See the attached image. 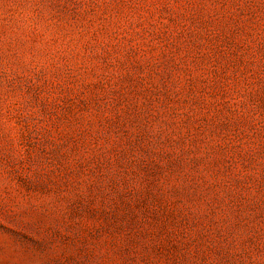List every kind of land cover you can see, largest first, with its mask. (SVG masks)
I'll list each match as a JSON object with an SVG mask.
<instances>
[{"label": "rangeland", "instance_id": "obj_1", "mask_svg": "<svg viewBox=\"0 0 264 264\" xmlns=\"http://www.w3.org/2000/svg\"><path fill=\"white\" fill-rule=\"evenodd\" d=\"M0 264H264V0H0Z\"/></svg>", "mask_w": 264, "mask_h": 264}]
</instances>
